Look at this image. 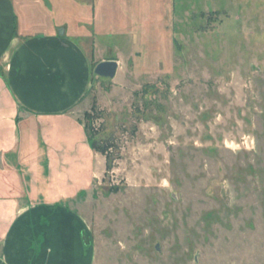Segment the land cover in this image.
I'll return each instance as SVG.
<instances>
[{
	"label": "rangeland",
	"instance_id": "1",
	"mask_svg": "<svg viewBox=\"0 0 264 264\" xmlns=\"http://www.w3.org/2000/svg\"><path fill=\"white\" fill-rule=\"evenodd\" d=\"M58 1L91 48L77 113L114 143L72 204L90 264H264V0Z\"/></svg>",
	"mask_w": 264,
	"mask_h": 264
},
{
	"label": "crops",
	"instance_id": "2",
	"mask_svg": "<svg viewBox=\"0 0 264 264\" xmlns=\"http://www.w3.org/2000/svg\"><path fill=\"white\" fill-rule=\"evenodd\" d=\"M65 4L0 0V264H90L72 204L106 159L77 113L93 61Z\"/></svg>",
	"mask_w": 264,
	"mask_h": 264
},
{
	"label": "trees",
	"instance_id": "3",
	"mask_svg": "<svg viewBox=\"0 0 264 264\" xmlns=\"http://www.w3.org/2000/svg\"><path fill=\"white\" fill-rule=\"evenodd\" d=\"M95 107V106H94ZM87 119H90V114L87 113ZM86 128L88 129L89 137H90V144L92 148L99 152L100 154L104 155L106 157V173L110 170H112L114 166V157L112 152V147H114V143L111 142V139H104L99 136L98 130L87 121L85 124Z\"/></svg>",
	"mask_w": 264,
	"mask_h": 264
},
{
	"label": "water",
	"instance_id": "4",
	"mask_svg": "<svg viewBox=\"0 0 264 264\" xmlns=\"http://www.w3.org/2000/svg\"><path fill=\"white\" fill-rule=\"evenodd\" d=\"M119 68L118 61L116 60H105L100 62L96 68L95 73L102 77L114 78Z\"/></svg>",
	"mask_w": 264,
	"mask_h": 264
}]
</instances>
